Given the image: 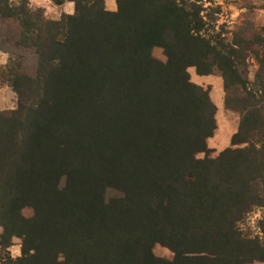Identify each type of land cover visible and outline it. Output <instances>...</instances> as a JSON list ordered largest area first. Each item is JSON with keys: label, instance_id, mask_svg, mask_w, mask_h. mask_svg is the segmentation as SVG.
<instances>
[{"label": "trees", "instance_id": "1", "mask_svg": "<svg viewBox=\"0 0 264 264\" xmlns=\"http://www.w3.org/2000/svg\"><path fill=\"white\" fill-rule=\"evenodd\" d=\"M30 1L0 0L10 43L37 56L33 73L8 62L18 99L0 110L1 264L264 261V28L230 39L199 0H70L57 19ZM190 67L219 72L240 114L216 157L217 105ZM254 209L263 236L242 227Z\"/></svg>", "mask_w": 264, "mask_h": 264}, {"label": "rangeland", "instance_id": "2", "mask_svg": "<svg viewBox=\"0 0 264 264\" xmlns=\"http://www.w3.org/2000/svg\"><path fill=\"white\" fill-rule=\"evenodd\" d=\"M199 1L204 7L206 18H209V14H211V17L215 20L216 29H223L230 39L233 36V32L240 31L242 27H249L252 29L255 27L264 28V4L258 3L257 0ZM258 1L261 2V0ZM30 4L33 8H44L47 17L55 19L60 18L61 14L66 12L65 10L72 12L74 6V2L70 0H63L62 3H57L55 0H31ZM106 5L108 8L111 6H113V8L117 7L116 0H106ZM11 31V29L4 30L0 27V110L2 112L15 109L18 99L16 92L8 80V62L10 60V55L15 56L14 58L17 56L21 57L22 67L28 73L34 72L37 62V56L33 50H23L13 47L12 43L9 41ZM6 39H8V42H6ZM153 54L162 61L167 60V56L162 47H155L153 49ZM248 69L250 79L256 82L255 76L258 70V64L253 58L248 62ZM189 72L194 82L210 89V95L217 105V129L208 140L209 146L215 150L212 152L211 156L216 157L223 149L231 145V137L238 129L240 114L235 110L225 107L226 93L219 72L210 75H199L195 67H190ZM204 156V153L198 154V157L203 158ZM23 212L25 215L31 216L33 210L27 207ZM261 217L262 211L260 209H254L242 223L243 229L253 235L259 234L263 236L258 225ZM1 231L2 228L0 227V233ZM21 242L22 240L20 238H14L13 244L10 247L12 256L17 257L21 254ZM154 252L156 255L163 258L171 259L174 256L169 248L161 244H156L154 246ZM1 262L2 260H0V264ZM251 264H264V261L255 260Z\"/></svg>", "mask_w": 264, "mask_h": 264}, {"label": "crops", "instance_id": "3", "mask_svg": "<svg viewBox=\"0 0 264 264\" xmlns=\"http://www.w3.org/2000/svg\"><path fill=\"white\" fill-rule=\"evenodd\" d=\"M257 2L258 3H261V4H264V0H261V2H259L258 0H257ZM108 9H110V10H115L116 8H113V6H111V7H109ZM67 13H73L74 12V6H73V11L71 12V11H68V10H65ZM222 84H223V82H222Z\"/></svg>", "mask_w": 264, "mask_h": 264}, {"label": "water", "instance_id": "4", "mask_svg": "<svg viewBox=\"0 0 264 264\" xmlns=\"http://www.w3.org/2000/svg\"><path fill=\"white\" fill-rule=\"evenodd\" d=\"M57 3H62L63 0H55Z\"/></svg>", "mask_w": 264, "mask_h": 264}]
</instances>
